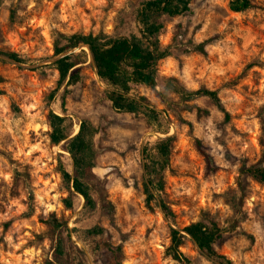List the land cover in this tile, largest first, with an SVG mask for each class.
Returning <instances> with one entry per match:
<instances>
[{
	"label": "rangeland",
	"instance_id": "rangeland-1",
	"mask_svg": "<svg viewBox=\"0 0 264 264\" xmlns=\"http://www.w3.org/2000/svg\"><path fill=\"white\" fill-rule=\"evenodd\" d=\"M143 1L6 0L0 5V50L18 54L25 60L22 64L35 65L54 57L56 33L128 35L138 28L134 13ZM229 3L192 0L189 14L162 18V45L173 44L177 36L207 46L206 54L177 46L175 58L160 62V85L175 80L189 90H219L230 121L208 99L197 102L208 113L186 111L175 103L167 116L156 92L141 85L134 86V94L147 98L166 122L160 125L116 112L106 98L110 88L98 78L89 51L77 53L82 79L69 87L65 108L74 134L84 119L100 129L94 173L115 207V226L99 209L82 216L85 201L78 194L73 196V211L64 207L68 194L62 187L60 163L72 171V160L64 142L51 143L48 121L50 112H63L65 85L52 96L58 71L50 64L26 69L0 60V264H46L52 259L53 235L44 224L51 215L70 229L102 225L112 244L121 243V232L125 234L123 264H176L166 251L171 230L177 227L157 205L152 209L146 205L144 189L145 145L166 132L176 141L161 197L178 227L196 222L203 211L219 214L224 223L230 211L219 195L236 187L242 164L264 163V0H253L254 7L240 13L231 11ZM12 12L15 20L10 24ZM171 98L178 101L175 95ZM155 154L152 151L151 157ZM254 188L244 204L246 235L216 245L233 264H264V186L255 183ZM72 241L85 253V264H111L107 251L93 258L74 234ZM69 251L79 253L73 247ZM181 251L197 264H211L193 242H186Z\"/></svg>",
	"mask_w": 264,
	"mask_h": 264
},
{
	"label": "trees",
	"instance_id": "trees-1",
	"mask_svg": "<svg viewBox=\"0 0 264 264\" xmlns=\"http://www.w3.org/2000/svg\"><path fill=\"white\" fill-rule=\"evenodd\" d=\"M5 1L0 0V5ZM191 3L192 0H145L134 13L137 30L125 36L114 37L103 31L97 34L92 32L89 34L78 32L72 35L56 33L54 35V56L83 45L88 46L100 80L110 88V91L105 94L116 112L133 114L150 123L163 125L166 122L162 113L152 107L147 98L134 94V86L141 85L156 92L166 107L164 112L167 116L175 103L186 111L196 110L198 113H208V110L203 109L197 103L201 99H208L224 114L225 120L230 121L232 115L225 108L219 90L207 88L189 90L175 80H169L164 86L160 85V62L167 58H175L174 50L177 46H189L193 52L206 54L207 43H195L192 40L184 42L177 36L173 44L164 46L161 43L160 38L165 29L162 18L189 14ZM253 7V0H230L229 3L230 10L236 13ZM14 20L15 13L12 12L10 24H13ZM0 54L20 63L25 62L15 53L0 50ZM80 57L81 54H72L51 64V67L59 73L58 88L52 96L64 85L65 87L61 94L62 114L50 112L48 115L51 128L50 140L56 146L64 142L65 151L72 160V171L60 163L62 187L68 194L63 204L66 210L73 211V196L78 194L85 201L82 216H89L99 209L115 226V207L104 195L102 186H99L100 181L94 173L99 156L96 137L100 129L91 121L84 119L79 123L78 133L73 136V120L67 115L65 108L66 99L70 93L69 87L78 84L82 79L80 68H78ZM1 83L2 78L0 77ZM171 95L177 96L178 101L174 102ZM173 112L179 115L178 112ZM188 126L193 128L192 123H188ZM262 127H264L263 124ZM175 139V136H168L166 132L165 137L158 138L152 143L147 142L144 148L148 160L145 166L148 180L144 182L146 205L150 209L153 208V204L157 205L164 216L177 227L171 230V244L166 251V256L176 264H197V260L181 251L182 246L190 241L198 245L203 253L199 252V255L207 262L233 264L231 260L218 252L216 245L226 242L234 235H246L243 227L248 220V214L244 209L245 200L254 193L255 183L264 186V163L252 166L242 164L236 187H229L219 195L230 211L224 223L219 214L203 211L196 222L179 228L175 214L161 197L165 191V174L169 171ZM193 139L200 147L201 142L195 137ZM152 151L156 153L154 157H151ZM202 154L206 155L203 152ZM206 157L211 164L209 156L206 155ZM44 224L53 235L54 250L52 259L46 260V264H85L83 260L85 253L74 245L73 234L93 258L100 257L104 251H107L111 256V264H123L126 260L125 240H123L125 234L122 232V241L116 245L106 241L109 231L102 225L82 231L77 227L70 229L65 221L55 215H51L44 221ZM69 247H73L79 253H70Z\"/></svg>",
	"mask_w": 264,
	"mask_h": 264
},
{
	"label": "water",
	"instance_id": "water-1",
	"mask_svg": "<svg viewBox=\"0 0 264 264\" xmlns=\"http://www.w3.org/2000/svg\"><path fill=\"white\" fill-rule=\"evenodd\" d=\"M83 49H87V50L89 51V53H90V60H91V62L94 64V60H93V57H92V54H91V52H90L89 47H88V46H84V45H83V46H80V47H77V48H75V49L69 50V51H67V52H64V53H62V54L59 55V56H54V57L50 58L48 61H45V62H43V63H38V64H35V65H25V64H22V63L16 61L15 59H12V58H10V57H8V56H6V55H2V54H0V60L7 61V62H9V63H11V64H14V65H16V66H18V67H21V68H26V69H36V68H38L39 66H42V65H49V64L51 65V64L57 62L58 60H60V59H62V58H64V57H67V56H69V55L77 54L78 52L82 51ZM94 67H95V64H94ZM95 71H96V67H95ZM96 73H97V71H96ZM97 76H98V74H97ZM98 78H99V76H98ZM99 79H100V78H99ZM77 133H78V132H76L73 136H75ZM169 136H170V135H169ZM185 234H186V233H185ZM194 244H195L196 248L198 249V251H199L200 253H202V251L200 250V248L198 247V245H197L196 243H194ZM202 254H203V253H202ZM214 263H215V264H219L218 262H215V261H214Z\"/></svg>",
	"mask_w": 264,
	"mask_h": 264
},
{
	"label": "bare ground",
	"instance_id": "bare-ground-1",
	"mask_svg": "<svg viewBox=\"0 0 264 264\" xmlns=\"http://www.w3.org/2000/svg\"><path fill=\"white\" fill-rule=\"evenodd\" d=\"M79 129V128H78Z\"/></svg>",
	"mask_w": 264,
	"mask_h": 264
}]
</instances>
